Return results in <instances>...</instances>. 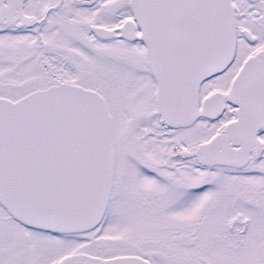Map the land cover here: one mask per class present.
<instances>
[{
    "label": "snow or ice",
    "instance_id": "1",
    "mask_svg": "<svg viewBox=\"0 0 264 264\" xmlns=\"http://www.w3.org/2000/svg\"><path fill=\"white\" fill-rule=\"evenodd\" d=\"M0 264H264V0H0Z\"/></svg>",
    "mask_w": 264,
    "mask_h": 264
}]
</instances>
